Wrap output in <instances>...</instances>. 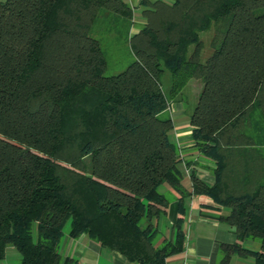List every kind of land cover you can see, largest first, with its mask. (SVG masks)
I'll return each mask as SVG.
<instances>
[{
    "label": "trees",
    "instance_id": "obj_1",
    "mask_svg": "<svg viewBox=\"0 0 264 264\" xmlns=\"http://www.w3.org/2000/svg\"><path fill=\"white\" fill-rule=\"evenodd\" d=\"M130 38L135 60L106 76L101 12L134 23L123 0L0 1V261L74 264L60 246L84 234L135 264H167L185 249V199L174 123L163 116L184 89L201 87L191 115L196 149L215 163L192 194L227 215L240 242L230 253L264 264V0L142 2ZM217 26L202 58L201 35ZM197 86V85H196ZM180 193L170 239L157 222Z\"/></svg>",
    "mask_w": 264,
    "mask_h": 264
},
{
    "label": "crops",
    "instance_id": "obj_2",
    "mask_svg": "<svg viewBox=\"0 0 264 264\" xmlns=\"http://www.w3.org/2000/svg\"><path fill=\"white\" fill-rule=\"evenodd\" d=\"M123 1L133 8L134 23L140 26L139 29L143 27L145 19L142 2L144 0ZM184 91L186 99L171 102L167 112L174 123L171 138L180 151L179 168L183 175L182 185L191 195L185 199L187 208L183 224L186 236L185 249L181 254L168 258L167 264H184L185 261L190 264H255L253 257L241 256L237 253H232L228 261L224 262L230 253L229 247L239 244L247 250L259 251L261 245L251 240L240 242L234 228L216 219V216L227 215L229 211L220 209L207 196L192 194V176L196 175L209 186H213L216 182V165L196 149L193 136L195 127L192 126L191 115L201 91L199 82H195V86L186 87ZM160 190L169 198L170 206L167 215L162 216L157 225L162 237L170 239L173 235V227L180 218L181 195L168 185H163ZM60 253L63 258L74 260V264H135L129 262L120 253L102 247L86 234L73 239L69 237V232L65 233ZM0 264H21V255L16 248L8 247L6 258L0 261Z\"/></svg>",
    "mask_w": 264,
    "mask_h": 264
},
{
    "label": "rangeland",
    "instance_id": "obj_3",
    "mask_svg": "<svg viewBox=\"0 0 264 264\" xmlns=\"http://www.w3.org/2000/svg\"><path fill=\"white\" fill-rule=\"evenodd\" d=\"M5 1V0H0ZM217 26L224 31L222 24L214 25L212 31L201 35L204 40V52L202 58H207L213 50L212 41L217 36ZM140 26L135 23L115 17L113 14L101 12L98 21L92 30V36L98 38L101 42L108 69L106 76L116 75L123 72L135 60L133 51L130 47L131 36L139 29ZM191 86V85H190ZM189 87V86H188ZM165 112L163 116H168ZM70 231V224L64 230L65 233Z\"/></svg>",
    "mask_w": 264,
    "mask_h": 264
},
{
    "label": "built area",
    "instance_id": "obj_4",
    "mask_svg": "<svg viewBox=\"0 0 264 264\" xmlns=\"http://www.w3.org/2000/svg\"><path fill=\"white\" fill-rule=\"evenodd\" d=\"M184 264H190V262H188V261H185V262H184Z\"/></svg>",
    "mask_w": 264,
    "mask_h": 264
}]
</instances>
